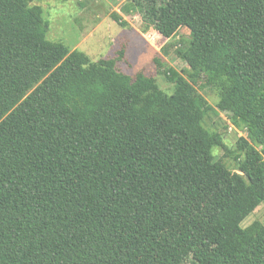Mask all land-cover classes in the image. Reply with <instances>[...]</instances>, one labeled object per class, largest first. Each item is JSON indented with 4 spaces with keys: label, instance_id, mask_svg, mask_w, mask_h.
<instances>
[{
    "label": "trees",
    "instance_id": "16d2710c",
    "mask_svg": "<svg viewBox=\"0 0 264 264\" xmlns=\"http://www.w3.org/2000/svg\"><path fill=\"white\" fill-rule=\"evenodd\" d=\"M130 3L164 38L188 31V76L246 137L231 152L175 69L167 94L49 40L39 4L0 0V264H264V224L240 226L264 202V0Z\"/></svg>",
    "mask_w": 264,
    "mask_h": 264
},
{
    "label": "rangeland",
    "instance_id": "374dc122",
    "mask_svg": "<svg viewBox=\"0 0 264 264\" xmlns=\"http://www.w3.org/2000/svg\"><path fill=\"white\" fill-rule=\"evenodd\" d=\"M43 8V17L48 22L46 36L51 41H60L72 49L86 53L93 61L99 58H114L116 68L131 77L138 72L155 78L158 87L165 93L172 92L173 84L166 80L162 69L173 68L186 77L195 89L207 100L212 109L203 118V125L222 135L223 142L232 152L238 136L246 137V130L235 125L229 114L217 109V88L204 79L188 76L189 66L176 52L186 44L188 31L180 28L175 36L164 38L152 28H145L139 15L132 9L130 0H30ZM116 14L120 24L112 17ZM121 52V53H120ZM155 58H159V67ZM215 159H221L235 171V161L221 147H213ZM264 224V202H260L240 223L245 228L253 223Z\"/></svg>",
    "mask_w": 264,
    "mask_h": 264
}]
</instances>
